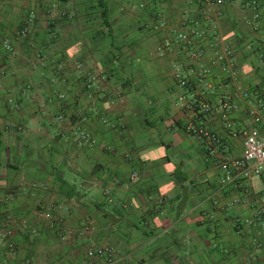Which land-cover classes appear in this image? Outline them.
Returning <instances> with one entry per match:
<instances>
[{
  "label": "crops",
  "instance_id": "1",
  "mask_svg": "<svg viewBox=\"0 0 264 264\" xmlns=\"http://www.w3.org/2000/svg\"><path fill=\"white\" fill-rule=\"evenodd\" d=\"M212 1L0 0V264H264V180L220 169L264 134V0Z\"/></svg>",
  "mask_w": 264,
  "mask_h": 264
},
{
  "label": "built area",
  "instance_id": "2",
  "mask_svg": "<svg viewBox=\"0 0 264 264\" xmlns=\"http://www.w3.org/2000/svg\"><path fill=\"white\" fill-rule=\"evenodd\" d=\"M225 1L230 0H215L217 4H222ZM259 16L258 14L256 17ZM180 38L187 39L186 34H179ZM7 47H10L9 43L6 42ZM192 55L196 56L199 54L198 51H192ZM264 57V52H263ZM179 79V84L183 87L191 88L194 83L185 76L176 74ZM248 94H246L247 96ZM191 109L195 106H200L203 114H208L212 111V106L207 102L199 99L196 95H193L188 103ZM236 106L232 102L230 96L222 94L219 104V108L228 112L234 109ZM254 118L256 121L259 120V116H256L255 111ZM224 126L229 129H233V135H236L239 131L235 130V123L226 120ZM187 132L193 136H197L205 141L207 149L212 154H218L226 145L223 138L207 126H198L195 124H189L187 126ZM244 151L241 156L227 158L221 161L220 169L222 171V183L229 184L237 181L240 178H250L253 176L260 177L264 180V134H262L258 127H251L244 130ZM85 137V136H83ZM51 216L50 213L46 214ZM264 216V206L259 208L255 215V221L261 222ZM251 223L252 220H248ZM264 228V226H263ZM86 231H91L90 227L85 228ZM85 231V232H86ZM88 260L84 264H122L124 256H121L113 246H96L88 250ZM23 264H33L30 260H25ZM46 264V263H45Z\"/></svg>",
  "mask_w": 264,
  "mask_h": 264
}]
</instances>
